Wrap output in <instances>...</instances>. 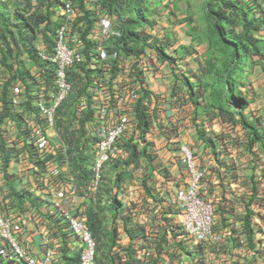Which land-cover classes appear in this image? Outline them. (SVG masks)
Masks as SVG:
<instances>
[{"label":"crops","instance_id":"1","mask_svg":"<svg viewBox=\"0 0 264 264\" xmlns=\"http://www.w3.org/2000/svg\"><path fill=\"white\" fill-rule=\"evenodd\" d=\"M159 4L146 15L151 16V38L162 43L164 59L153 49L143 54L146 57L142 85L151 97L153 116L144 134L133 123L128 127L130 137L126 139L135 143L142 153L137 163L128 166L131 175L127 182L120 184L118 197L123 210L115 209L118 215L115 228L108 220L110 203L106 197L102 196L103 204L99 206L92 205L88 198V167L85 171L80 167L81 150L68 148L70 144L66 143L74 126L67 127L65 136L57 127L46 126L48 152L40 159L36 157L37 148L27 143L26 133L20 130L24 123L31 127L36 121L41 122L34 108L36 93L41 92L48 99L55 91L52 67L32 56L34 48H51L55 12L41 3L37 10L38 23L32 27L22 23L14 13L24 7L23 1L0 0V18L9 16L8 27L13 35L5 37L8 32L0 19V213L10 218L15 237L34 257L42 258L45 250H49L53 264H77L76 239L66 235L65 226L53 211L58 195L66 193L71 196L69 209L73 213L82 214L92 230L98 224L104 229L103 235H96L98 260L114 256L113 248L118 244L115 247L119 251L117 264H264V254L259 255L256 250L264 249V244L257 239L259 228L264 237V178H261L264 102L251 96L253 103H248L239 119L234 114L235 121L230 120L226 128L217 113L202 109L198 86L194 84L197 62L191 46L193 40L185 34L190 28L195 33L197 25L194 19L187 20V12L178 15L170 0H159ZM105 17L99 14L91 36L97 42L99 56L108 59L116 54L105 49L111 24ZM16 32L20 33L19 38ZM204 44L201 41L199 45ZM78 55L89 66L85 56ZM204 57L203 66L208 58ZM136 60L133 55L124 58L123 78L133 69ZM102 70L94 76L106 80L108 74ZM13 84L18 88L14 92L11 91ZM89 94L91 112H94L91 99L93 95L100 96L95 90ZM16 110H20L17 115ZM62 122H66L65 118ZM236 126H240L243 135L237 142L234 137L225 136L227 128L232 131ZM89 131L86 123L77 130L84 135ZM220 139L229 148L222 159H217L212 147ZM181 144L190 145L196 163L205 168L200 193L215 206L214 229L218 241L204 249L197 259L189 258L195 246L186 236L185 239L182 214L175 208V190L186 182L179 159ZM239 150L247 158L252 157L251 169L242 164L246 161L242 154H239V163L234 167L229 165L231 154ZM108 186L107 182L105 193ZM248 227L254 229L253 246ZM0 264L19 263L3 260Z\"/></svg>","mask_w":264,"mask_h":264},{"label":"clouds","instance_id":"2","mask_svg":"<svg viewBox=\"0 0 264 264\" xmlns=\"http://www.w3.org/2000/svg\"><path fill=\"white\" fill-rule=\"evenodd\" d=\"M19 1V0H15ZM24 3V7L17 9L14 13L16 16H18L19 20L27 25H30L34 27V25L37 23V18L39 17L38 8L41 3L46 4L47 7L51 8L53 12H55L56 17V25L53 29V35H52V46L50 49L45 50L41 48H34L32 52V56L34 60L39 61L41 63L50 65L52 67V75H53V83H54V93L53 95L49 96L48 99H46L41 92L36 93L34 97V108L36 114L39 116L41 122L38 123L37 121L31 126H27V123H24L23 126L20 127V130L26 133V141L30 146H33L37 148V159L41 158L45 153L48 152V141L45 134V128L46 126L51 127H57L61 133L65 136V130L69 126H74L72 133L69 135V137L66 140L67 144H70L68 148L75 149L78 148L79 150H83L79 152L78 159L79 163L81 164L80 167L84 168V171L87 170L86 175L88 176V198L91 201V204L94 206H99L103 203L102 202V196L106 197V200H108L109 208H108V216H109V222L112 227H115V222L118 219L117 211L115 209H121L123 210L122 203L120 201V198L118 197L119 189L121 188V182L126 183L129 179L131 173L128 170L129 165H133L137 163L138 158L141 156V150L137 148L135 143H129L128 139L126 137H130V134H128V127L131 123H133L136 128L141 132L145 133L148 129L150 119L152 118V112L150 110V95L149 92H147L146 88L142 85V81L144 78L143 75V67L145 66L144 60L145 57L143 54L148 49H153L157 51L161 57L162 55V43H158L156 39H152L153 31L152 26L147 25L143 26L140 34L144 35L146 37V42L143 45V48L141 50V53L137 55V53L133 52V50L124 51L123 49H115L113 48V42H116L115 39L119 38L122 35V29L121 26L125 23L126 18L129 17L128 14L125 12L126 9V3L122 4V8L124 9V12L126 14H122L120 17H118L113 11H110L109 6H105L102 4L104 0H83L82 4L80 3V0H21ZM149 3L146 4L144 0H142V14L145 15L148 18H151L150 15H146L145 10L147 6H149V9L152 7H159L157 4L158 2H155L153 0H148ZM243 1V0H242ZM245 2V1H244ZM66 4H69L68 11L71 13V18H67V8ZM144 5V7H143ZM160 5V4H159ZM175 5V4H174ZM176 7V6H175ZM85 10H88L92 13V22L88 23L84 19ZM96 11H99L98 13ZM123 12V13H124ZM99 14L102 16H106L105 20L109 21L110 28L109 32L107 34V39L105 43V49L115 52V57L103 59L99 56L97 53V42L92 38L91 34L96 28V22L99 19ZM188 12V18L187 20H192V18L189 16ZM211 15V13H210ZM256 16L260 17L259 19H262L259 14H255ZM25 18L28 19V21H25ZM1 22L5 28V30L8 32V38H12L13 35L10 32L9 29V21L11 20L9 16H1ZM225 20H227L225 18ZM195 21V20H194ZM204 21V19H203ZM222 23L224 22V18L221 19ZM214 22V18H212V24ZM196 23V22H195ZM211 24V22H210ZM207 26L205 28V25H203L204 29L202 32V35L205 37V39H202L201 41L208 42V45L211 50V44H214L216 47H219V49L222 46H225V41H215L212 38H209L208 33L209 29L212 27ZM226 25V28H231L227 23H224ZM65 26V41L67 44V47L71 50H73V60L70 66H68L65 69V82L68 83L69 87L68 90H66L65 94L62 98L59 99V95L61 93L60 88L57 84V65L53 63L49 57L54 55L55 51V43L57 39V31L60 26ZM197 27L195 29V33L190 34L191 35V46L194 47V35H196V32H198V29L200 26L199 23H196ZM264 31V26L257 31L259 34ZM189 32H192V29H189ZM187 34V35H188ZM17 37H20V33L16 32ZM229 36L232 34H228ZM258 43L262 42L263 34L256 36ZM113 39L112 43H109L110 39ZM225 40V38L223 39ZM233 38H229V41H232ZM213 42V43H212ZM130 45V42L128 43ZM132 45V44H131ZM81 53L85 56L86 60L89 63V66L86 65V62H84V59L78 55ZM127 55H133L137 58L136 62L133 64V69L127 73V76L124 74L123 78V72L125 70L123 69L122 61ZM208 57H211V55H208ZM215 60V59H214ZM206 61V60H205ZM216 61V60H215ZM91 62V63H90ZM217 62V61H216ZM205 63V62H204ZM217 66L219 68V65L217 63ZM264 64H262L261 71L264 75ZM102 68L105 69L104 72L108 74V78L106 80H100L97 76H94L95 73L103 71ZM75 70V77L77 80H72V74L73 72L71 70ZM93 70V71H92ZM140 70L141 72H137ZM83 73L82 75H79L78 73ZM204 72L206 74L205 66H204ZM208 75V74H206ZM196 76V75H195ZM72 77V78H71ZM199 76H197L198 79ZM195 79L194 84L198 86V94H199V104L200 107L204 110H207L206 107H204L202 100V92H201V86L199 84L200 79H205L201 76L199 80ZM13 81V80H12ZM80 81L81 83H79ZM15 84L12 85L11 91L14 92ZM15 90H18V88H15ZM95 90L96 94L100 96V98H96L94 95L91 99V103L93 107L95 108L94 112H91L90 108V94L89 92ZM106 95H109L110 98H106ZM85 96V98L83 97ZM244 97V96H243ZM72 98H75L74 101H72L71 109L67 110V112L63 111L61 108L63 103L66 101H70ZM245 98V97H244ZM247 101V100H246ZM248 101L247 105L248 106ZM141 104L144 109V120L139 117V111H138V105ZM41 106L43 108H52V118L51 120H48L46 117L44 111L42 110ZM245 106V108H246ZM244 110V109H243ZM12 112V110H11ZM20 110H16V115L19 114ZM239 115L238 113H235ZM61 116V118H60ZM234 117V115H233ZM66 120L65 123L62 121ZM240 118V115H239ZM223 120V118H221ZM235 119V118H234ZM228 122H230L229 119H227ZM87 124L90 128V131L88 135H84V132H77V130L81 129L84 124ZM79 124H82L79 125ZM94 125V126H92ZM117 126H121V131H119L113 138H104L103 136H100V133H104L108 131L109 129H113ZM81 145V147L77 146V143ZM227 145L223 140H219L218 145H213V153L217 157V159H222L225 155L222 146ZM182 146L188 147L192 151V163L194 167L202 172L201 177L198 181V194L200 197L208 201L212 205V212H213V230L215 225V206L214 202L202 195L200 193L201 190V182L203 175L205 173V168L203 166H200L196 163L195 160V153L193 151V148L188 144H181L178 147L179 150V159L181 162L182 167H184L185 174H186V182L182 187H178L175 190L174 198H175V208L181 212L182 219H181V228L184 234V237L186 236L192 243L194 244L195 248H193L191 254L189 255V258H200L203 254V250L206 249L209 246H214L213 244H204L198 241H195V239L191 236H189L186 231L184 230L182 226V220L184 217V211L179 208V200L177 197V193L179 190H183L189 186L191 182V176L189 173V170L187 168L186 163L182 159ZM132 147H136L137 154L133 155ZM83 153L84 157L81 158V154ZM133 157H136L133 159ZM106 167L105 170L108 169V173L101 176L102 170ZM104 170V171H105ZM264 178V172L262 174V177ZM108 182V189L107 193H105L106 186ZM114 185V186H113ZM116 187V190L114 189ZM118 188V189H117ZM125 189V188H124ZM71 202V196L69 194H60L57 197V200L53 204V211L54 214H56L63 226H65L66 235L73 236L76 239L77 242V250H76V257H77V264H81L80 256L82 255V251L84 250L86 243L82 241L81 237L77 234V232L72 227V220H76L83 224V226L86 228V231L89 233L90 238L93 242V264L98 263L97 254L99 251L96 236L94 235V232L103 235L104 229L98 224L96 226V230H92L89 225L86 222L85 217L80 213H73L69 209V204ZM91 213V212H89ZM124 216V214H121ZM122 216V217H123ZM122 217L120 219L122 220ZM70 219H72L70 221ZM0 222H3L8 227V233L11 235V238L18 244V246L22 249V257L19 256L18 251H14L11 247L10 241L3 234V227L0 226V262L4 261H16L19 264H28V260L34 259L35 261H46L47 264H53V257L49 250H45L44 255L42 258L34 257L29 250L20 243L17 238L14 235V229L12 222L10 218H8L6 215H3L0 213ZM217 234V233H216ZM9 235V236H10ZM218 235V234H217ZM262 230L259 228V234H258V241L261 244H264V237ZM185 237V239H186ZM253 237V236H252ZM117 239V238H116ZM252 242L255 245V240L253 238ZM218 241V240H217ZM216 241V242H217ZM118 245V244H117ZM117 245L115 247H117ZM115 247L113 248L114 257L118 255L119 251L115 250ZM260 249V248H259ZM261 250V249H260ZM261 251H264L261 250ZM197 253H201L200 256H195ZM264 253H260L259 255H262ZM119 258L117 259V261ZM108 261V260H105ZM102 264H110V262H105Z\"/></svg>","mask_w":264,"mask_h":264},{"label":"trees","instance_id":"3","mask_svg":"<svg viewBox=\"0 0 264 264\" xmlns=\"http://www.w3.org/2000/svg\"><path fill=\"white\" fill-rule=\"evenodd\" d=\"M83 0H80V3L82 4ZM222 1V0H221ZM126 3V9L125 12L128 14L129 17L126 18L125 23L121 26L122 29V35L115 39L116 42H113V39L111 38L109 43H112L114 46L113 48L115 49H123L125 52L133 50V52L140 54L141 50L143 48V45L146 42V37L144 35H141L140 32L143 28V26H147L151 24V18L146 17L145 15L142 14L141 8H142V0H104L102 2L103 5L109 6L110 11H113L118 17H120L122 14H126L124 12V9L122 8V4ZM224 6L229 8L230 11H227L226 9H221V10H214L213 8L210 7V13L214 17V22L212 24V27L209 29L208 36L209 38H212L215 41H225V45L228 46V49L230 50L229 52V59H231L235 65L241 62V57L242 55L247 56L250 53H252L250 50L253 51V53L256 55L258 54H264V51H259V45L257 38L253 35V32L259 31L261 27L264 26V16H261L262 19H259L260 17L250 16V12L248 9L251 11L252 7L248 2L244 1H235V0H223ZM215 6V3L213 4ZM246 7V8H245ZM239 11L241 14L240 17L242 19V22L245 24V27L242 32V37L241 39H245L243 41V44L241 43V40H237L235 33L231 31V29L226 28V25L222 23L221 19L222 18H228L230 14L234 11ZM124 12V13H123ZM212 18V17H211ZM84 19L90 23L92 22V13L88 10H85V15ZM25 21H28L27 18H25ZM228 22V20H226ZM38 23V20H37ZM232 34V35H228ZM225 38V40H223ZM229 38H233L232 41H229ZM130 42V45L128 43ZM233 42H236L233 44ZM237 42H240L237 43ZM251 43L253 46L246 45V43ZM132 44V45H131ZM252 47L254 49H252ZM252 53V54H253ZM253 54V55H254ZM216 60V59H215ZM214 60L213 56L208 57L205 61V70L206 74L211 75V78H205V79H200V86L202 91H206L209 89V93L213 95L212 103L217 102V104L221 107L219 108L221 111L225 110V113L227 115V119L231 120L234 122L235 120L233 119V115L235 113H242L243 109L247 105L246 99L243 97L242 94L240 93H234L233 92V86L232 83L229 82L231 81L229 71H225V73L222 75V77H218V70L221 68L223 65L222 63L225 62L224 59H219L221 62V66H217V62ZM264 68V67H263ZM73 72L72 74V80L75 81L77 80L75 77V70H71ZM137 72H141L138 70ZM76 82V81H75ZM227 86V88H225ZM221 88V89H219ZM75 98H72L69 102L66 101L62 105L63 111L67 112V110L71 109L72 101H74ZM213 108V107H212ZM138 111H139V117L144 120V109L141 104L138 105ZM260 133L256 137L259 139ZM132 154L136 155L137 154V149L136 147H132ZM83 152V150H81ZM84 155L83 153L81 154V158L83 159ZM136 157H133L135 159ZM249 233V239L250 243L253 246V242L251 239V235L253 232V228L248 227ZM94 235H98V233L94 232ZM112 239H115V235H113ZM98 244V243H97ZM257 252H262L264 251H259L256 249ZM119 258V255L116 257L114 256H109L108 255V261L105 260H98L97 264H102L105 262H110V264H117V259Z\"/></svg>","mask_w":264,"mask_h":264},{"label":"rangeland","instance_id":"4","mask_svg":"<svg viewBox=\"0 0 264 264\" xmlns=\"http://www.w3.org/2000/svg\"><path fill=\"white\" fill-rule=\"evenodd\" d=\"M144 1L146 4L149 3L148 0H144ZM153 1L158 2L159 0H153ZM235 1L238 2L242 0H235ZM243 1L248 2V4H250L252 7L251 11L248 9V11L250 12V16L253 15L252 13H254V16L256 13L259 14L260 16H264V0H243ZM170 2L175 4L176 8L178 9L176 11L178 15H181L185 12L187 13L189 12L190 14L189 16L192 19H194L196 23L200 24V26H198L199 27L198 32H196V35H194L195 40H194L193 51L195 53V57H196L195 59L197 62L196 63L197 67L195 70L196 71L195 79H197V76H199L197 80H199L201 76L204 78H209V79L211 78V75H206L204 72L203 60L205 59L204 57L205 55L207 57L208 55L213 56V58L216 59L219 66H221V62L219 61V59H224L225 62L222 63L223 65L218 70V73H219L218 77L221 78L222 75L225 73V71H229L230 78H231V81L229 82L232 83L234 93L242 94L245 97V99L249 102V104L253 103L250 100L251 96H254L257 100L261 99L264 102V75H263V72L261 71L262 64H264V54L257 53L255 55L253 51L250 50L254 55L249 52L247 56L245 55L240 56L241 62L235 65V63L231 59H229L230 50L228 49V46L225 45L219 49V47H216L214 44H211L212 48L210 50L208 42H205L204 45H199L201 40L205 39V37L202 35L203 29H204L203 25H205V28H207V26L209 25L211 26L212 18H214L212 14L210 15V7L213 8L214 10L226 9L227 11H230L229 8L224 6L223 0L222 1L221 0H170ZM214 3H215V6L213 5ZM148 8L149 6H147L145 13L148 11ZM240 15L241 14L239 13V11L236 10L228 16L227 18L228 22H226L224 18L223 23H227L231 27L230 29L231 31H233V33H235L237 40H241V43L243 44V41L245 39L243 40L241 39V37H242V32L245 27V24L242 22ZM188 33L193 34L192 32H187L185 34L187 35ZM261 34H263V38H264L263 30L260 34L257 31L253 32V35H256V36H259ZM235 43L236 42H233V44ZM237 43L240 44V42H237ZM246 45L253 46V44L248 43V42L246 43ZM258 45H259V51L261 52L264 51V39L262 40V42H259ZM206 47H207V50H206ZM252 49L254 48L252 47ZM225 88H227V86H225ZM201 92H202V97H203L202 103L204 107H206L207 113H213V114L217 113L220 118H223L224 128H226L229 125V122L227 121V115L225 113V110L222 111L223 115H221L220 113L221 110L219 109L221 107L217 104V102L212 103L213 95L209 93V89H207L206 91L201 90ZM236 119H239V115L237 114H236ZM211 123H212V120H209V124ZM225 136L230 137V138L232 137V139L234 137L237 142V139H239V137H242L243 135L240 130V126H236L235 128H233L232 131L227 128V133H225ZM240 144L241 143H237V145H240ZM221 148L226 154L229 147L227 148V146L224 145ZM238 148L239 147H237V149ZM239 152L237 151L231 154L232 157L230 158L229 165L234 167L236 163H239L240 161L238 159L239 154H242V157L246 159V161H244V163L242 164L244 165L246 169L249 170L250 166L252 165V157L248 156L247 158V155H244L241 150H239ZM263 161L264 160H262V163L264 164ZM107 166L108 165H106L105 168L102 170L103 172L101 173V176L102 175L105 176V174L108 173V169L105 170ZM262 213L264 214V212Z\"/></svg>","mask_w":264,"mask_h":264},{"label":"built area","instance_id":"5","mask_svg":"<svg viewBox=\"0 0 264 264\" xmlns=\"http://www.w3.org/2000/svg\"><path fill=\"white\" fill-rule=\"evenodd\" d=\"M67 8V18H71V13L68 11L69 4H66ZM49 59L57 65V84L60 88L59 99L63 97L66 90H68V83L65 82L64 74L65 69L71 65L73 60V50L67 47L65 41V26L62 25L57 31V39L55 43L54 55L49 57ZM48 120L52 118V108H43ZM119 131H121V126H117L113 129H109L103 134L100 133V136L104 138H113ZM182 159L186 163L191 176V182L187 188L178 191V200L179 208L184 211V217L182 220V226L186 233L193 237L195 241L204 243V244H213L216 243L219 236L213 230V212L212 205L199 196L198 194V181L201 177L202 172L196 169L192 163V151L186 147L182 146ZM72 219H70L71 221ZM0 226L3 227V234L7 236L10 241L11 247L13 250L18 251L19 256L22 257V249L18 244L11 238V235L8 233V227L5 223L0 222ZM72 227L77 232V234L83 239L86 243L82 255L80 256L81 264H93V242L90 238L89 233L86 231V228L82 223L72 220ZM10 235V236H9ZM28 264H47L46 261H35L34 259H29Z\"/></svg>","mask_w":264,"mask_h":264}]
</instances>
